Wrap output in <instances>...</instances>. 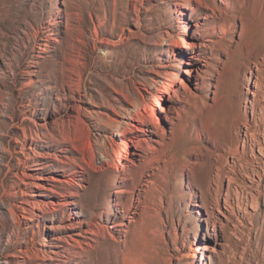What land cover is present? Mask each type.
Here are the masks:
<instances>
[{"label":"rangeland","instance_id":"obj_1","mask_svg":"<svg viewBox=\"0 0 264 264\" xmlns=\"http://www.w3.org/2000/svg\"><path fill=\"white\" fill-rule=\"evenodd\" d=\"M249 134L264 0H0V264H264Z\"/></svg>","mask_w":264,"mask_h":264},{"label":"bare ground","instance_id":"obj_2","mask_svg":"<svg viewBox=\"0 0 264 264\" xmlns=\"http://www.w3.org/2000/svg\"><path fill=\"white\" fill-rule=\"evenodd\" d=\"M178 50L180 51V49H174L175 52H179ZM257 80L258 79H254V80L251 81V86H252L251 88L253 90H251L250 93L252 94V97H255L256 96L257 90L260 88L259 87V82ZM159 85H161V84H159ZM168 88L169 87L166 86L164 83L160 87L159 86H156V90L159 91V92H168ZM160 109L161 110H164L162 107ZM153 112H154V107L151 104H148V103H145V102L137 103L134 106L132 113L131 112L128 113L127 119L125 120V122L126 123H130L131 122L130 120H134L135 119L134 117H135V114L136 113L141 114L144 117H147V115H151ZM246 138L247 139L242 140V142L243 143H248L250 146L253 145L254 146V152H255L256 157H258V158H260V159L263 160L264 159V144L262 145V144L257 143V141L255 140V138H253V136L251 134H249V137L246 136ZM243 145L244 144H242V146H241L242 148H243ZM255 146H256V148H255ZM124 147H125V149L128 148V143L127 142H125V146ZM125 149H124V151H125ZM121 155H122V152L119 151L118 157H121ZM250 197H252V196H250ZM237 208L239 210V207H237ZM243 208H244V206H243ZM216 211H217L218 216H219V218H218L219 225H224L225 224V221H228L229 218H230V216L234 215V213L237 212V211H235V208L233 206H231V205H219L216 208ZM243 213H244V211H243Z\"/></svg>","mask_w":264,"mask_h":264}]
</instances>
